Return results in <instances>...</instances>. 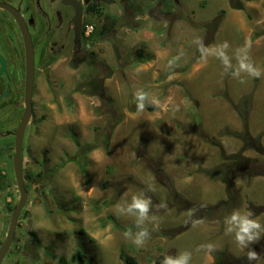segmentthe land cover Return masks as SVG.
<instances>
[{
  "label": "rangeland",
  "instance_id": "rangeland-1",
  "mask_svg": "<svg viewBox=\"0 0 264 264\" xmlns=\"http://www.w3.org/2000/svg\"><path fill=\"white\" fill-rule=\"evenodd\" d=\"M104 13L116 19L113 27L99 33L102 19L86 15L97 30L79 48L51 58L36 79L21 155L30 162L24 173H39L26 182L42 189L35 194L34 185L20 213L13 258L30 264L33 256L31 263L42 264L37 255L52 245L54 259H46L56 264L81 245L90 264H125L120 252L155 264L158 255L185 250L191 264H214L215 251L200 248L212 243L223 251L221 262L264 264V237L250 245L260 259L249 262L248 250L225 234L223 223L233 209L246 208L264 225V151L237 136L260 134L264 146V75H245L241 83L222 74L218 59L204 61L194 43L197 37L205 45L227 41L231 55L251 41L252 59L264 69V0H112ZM137 89L148 93L143 111ZM238 151L252 161L231 170L225 156ZM8 152L0 153V244L18 201ZM218 167L222 180L206 175ZM140 192L151 199L158 224L156 230L146 225L151 236L143 247L123 235L138 230L135 217L117 209ZM186 200L216 208L174 236L160 235L189 217ZM162 202L167 208L158 209ZM109 215L127 228H115Z\"/></svg>",
  "mask_w": 264,
  "mask_h": 264
},
{
  "label": "flooded vegetation",
  "instance_id": "flooded-vegetation-1",
  "mask_svg": "<svg viewBox=\"0 0 264 264\" xmlns=\"http://www.w3.org/2000/svg\"><path fill=\"white\" fill-rule=\"evenodd\" d=\"M0 1L8 3L17 8L29 29L34 48V86L32 93L34 94L37 83L36 79L40 72H44L47 69L46 63L55 55L64 53L70 47L75 48L77 46V48H79L84 36H87L85 35L84 30L82 31V29L86 23V15H88L86 12V7L90 0H73L80 2L82 7L81 33L77 38L75 37L74 25L72 22L75 11L73 5L69 2L70 0ZM37 49L38 55L36 56ZM76 51L77 49L73 50V52ZM0 56L5 62V73L0 76L1 153L5 149H7V152L13 150L14 132L24 109L23 91L25 79V48L23 38L13 15L8 10L1 7ZM33 116L34 106L32 105V113L25 128V134L28 127L32 123ZM3 138H5L4 141L2 140ZM22 161L24 173L26 166L30 164V162L24 159ZM25 173L24 175L26 176ZM27 180V177H25L24 182L28 195L26 202L28 203V199H30V191L34 185L38 187L36 190H34L35 192H33L35 194L36 192H41L42 186L35 180H32L30 184L26 182ZM37 241L38 239L35 240V242ZM14 245L15 242L12 243L7 252L10 259L8 264H21L19 263L18 258H13L15 250H13L12 246ZM51 246L52 245H46V247H44L43 255H37V261L41 259L43 260L42 264H49L46 258L48 257L54 259L55 253L53 250H51ZM80 246L81 245H77L76 249L72 250L68 258H64L63 256L59 257L56 264H79V258H77L75 254L80 251ZM17 248H19V245ZM83 249L86 248L83 247ZM48 250L51 251L50 254H48ZM83 253L85 252L83 251ZM23 254L27 255V252L23 251ZM31 262L30 264H37ZM1 264H5L4 259Z\"/></svg>",
  "mask_w": 264,
  "mask_h": 264
},
{
  "label": "clouds",
  "instance_id": "clouds-1",
  "mask_svg": "<svg viewBox=\"0 0 264 264\" xmlns=\"http://www.w3.org/2000/svg\"><path fill=\"white\" fill-rule=\"evenodd\" d=\"M194 43L197 45L200 56L204 61H207L208 57L218 59L223 68L222 74L231 75L233 78L239 79L241 83L245 82V75L254 79H258L264 75V69L256 66L252 59L251 41H246L244 45L237 47L231 55H229L230 45L227 41L215 45H205L203 39L197 37ZM182 54L183 53H181V55ZM176 59H179V56L174 58L173 61H169V67L174 65ZM233 60H235V63H233ZM134 97L137 108L143 111L146 101H148V93L143 89H137L134 93ZM153 102L155 103V101ZM149 190L151 191L154 189L150 188ZM157 208H167V204L162 202ZM117 209L120 213L135 217V225L138 230L133 233L131 229H129L124 232L123 235L126 239L131 240V242L137 247H143L151 236V231L146 225L153 224L152 230L158 228V224L154 223L157 220V217L154 215L150 216L152 211L151 199L143 192L133 194L130 202L125 200L122 204L117 205ZM195 212L196 209H190L188 215L194 216ZM223 223L225 226V234L231 235L234 238V242L241 251H244L245 249L248 250L246 252V259L249 262L260 259L259 254L254 251L250 245L257 243L262 237H264V225L261 224L259 219L254 218V213L251 210L246 208L233 209L224 218ZM200 248L209 254L216 251V245L212 243L201 245ZM191 260L192 253L185 250L174 256L166 255L162 264H191Z\"/></svg>",
  "mask_w": 264,
  "mask_h": 264
},
{
  "label": "water",
  "instance_id": "water-1",
  "mask_svg": "<svg viewBox=\"0 0 264 264\" xmlns=\"http://www.w3.org/2000/svg\"><path fill=\"white\" fill-rule=\"evenodd\" d=\"M74 7V16L72 19L74 25L75 37L80 36L81 31V18H82V7L78 1H69ZM0 7L8 10L17 23L19 31L22 35L24 48H25V79H24V91H23V102L24 109L16 130L14 132V141H13V155H12V169L13 175L15 178V184L18 190V201L13 207L10 213L8 220V225L6 229V234L4 240L0 244V264L2 263L6 253L8 252L10 246L13 243L15 229L17 227V221L19 219L20 213L23 207L26 204L28 195L27 189L24 182L23 174V161H22V145L23 138L25 133V128L30 119L32 113V93L34 86V48L30 36L29 29L20 14L19 10L14 6L0 1ZM0 76L5 73V62L4 59L0 56Z\"/></svg>",
  "mask_w": 264,
  "mask_h": 264
},
{
  "label": "trees",
  "instance_id": "trees-1",
  "mask_svg": "<svg viewBox=\"0 0 264 264\" xmlns=\"http://www.w3.org/2000/svg\"><path fill=\"white\" fill-rule=\"evenodd\" d=\"M112 0H90L87 4L86 7V12L88 14H93L99 18L102 19V24L100 25V30L99 33H105L109 30V28L113 27L116 19L111 16L108 15L106 13H104V6L107 3H110ZM94 32L97 30V28H93ZM83 31V29H82ZM93 32V31H92ZM92 32L89 34L91 35ZM89 35L84 36V39H88ZM139 55H142L141 50L138 51ZM149 109V108H148ZM242 119L244 121L245 117L242 116ZM238 137H240L241 139H243V142L247 145V144H251L250 146L253 147L254 149H256V152L261 153L264 151V146L261 144L260 141V134H258L257 136H251L248 132H244L241 134L237 135ZM74 139V137H73ZM108 138L105 139V142L108 143ZM106 152H109V149L106 147ZM226 160H230V163L228 164V167H230V169L234 166V165H247L249 161H252V159L246 157L245 155L242 154V152H236V153H232V154H228L225 156ZM232 170V169H231ZM223 169L221 168H216L214 171L212 170H206L205 173L207 175H211L213 178H216L215 176L221 178V180L223 179ZM32 178H36L39 176L38 174L35 173H27L26 177L27 179H31ZM230 179V181H229ZM227 181V187L231 188L233 186V184L231 183V178H229ZM187 203V210L189 211L190 209H196L195 215L194 216H189L182 224L176 226L173 231H171L170 229H166L165 231H161L160 235H166L168 233H171V236H174L186 229H188L196 220H201V219H208L210 214H212L215 211L216 206H212V205H206V204H202V203H197V202H193L190 200H186ZM109 219H111L113 221L114 227L115 228H121V229H126V226H120L118 225L117 221L114 219V217L112 215H109L108 217ZM129 227V226H128ZM132 227V226H130ZM81 232L82 229H81ZM32 234H34L33 232H31ZM83 247H81L80 251L77 252L75 254V256L77 258H79V264H83L84 262H88V264H90L92 256L87 255V253H83L82 252ZM223 251L221 250H217L214 252V257H215V262L214 264H226L224 262H221L219 260V256H222ZM120 258L122 259V261L125 264H138V261L136 260V258L134 256L128 255L124 252H120L119 254ZM164 259V255H158L155 259V264H162V261Z\"/></svg>",
  "mask_w": 264,
  "mask_h": 264
},
{
  "label": "built area",
  "instance_id": "built-area-1",
  "mask_svg": "<svg viewBox=\"0 0 264 264\" xmlns=\"http://www.w3.org/2000/svg\"><path fill=\"white\" fill-rule=\"evenodd\" d=\"M92 29H93V25L90 24V23H86L84 25V33H85V35H88L92 31Z\"/></svg>",
  "mask_w": 264,
  "mask_h": 264
},
{
  "label": "crops",
  "instance_id": "crops-1",
  "mask_svg": "<svg viewBox=\"0 0 264 264\" xmlns=\"http://www.w3.org/2000/svg\"><path fill=\"white\" fill-rule=\"evenodd\" d=\"M178 158H179V157H178ZM195 159L198 160L199 158L195 157ZM188 161H189V160H188ZM188 161H187V162H188ZM206 175H207V174H206ZM211 178H213V177H211ZM210 185H211V184H205V186H206V190H210V188H211ZM203 202H205V203H211V202H208V201H202V203H203Z\"/></svg>",
  "mask_w": 264,
  "mask_h": 264
},
{
  "label": "bare ground",
  "instance_id": "bare-ground-1",
  "mask_svg": "<svg viewBox=\"0 0 264 264\" xmlns=\"http://www.w3.org/2000/svg\"><path fill=\"white\" fill-rule=\"evenodd\" d=\"M61 127V126H60ZM43 128V127H42ZM52 128V127H51ZM57 128V127H56ZM42 130V129H41ZM25 134V133H24ZM104 151V150H103ZM63 201V200H62ZM72 232H74V231H72ZM64 236V235H63Z\"/></svg>",
  "mask_w": 264,
  "mask_h": 264
}]
</instances>
